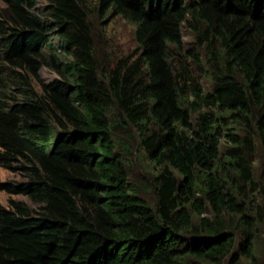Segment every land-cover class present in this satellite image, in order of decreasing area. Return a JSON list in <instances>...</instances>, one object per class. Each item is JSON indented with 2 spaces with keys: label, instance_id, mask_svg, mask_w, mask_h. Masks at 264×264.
<instances>
[{
  "label": "trees",
  "instance_id": "16d2710c",
  "mask_svg": "<svg viewBox=\"0 0 264 264\" xmlns=\"http://www.w3.org/2000/svg\"><path fill=\"white\" fill-rule=\"evenodd\" d=\"M0 1V168L19 177L0 193L35 206L0 203V264H264V210L244 200L256 136L264 155V0H96L134 25L136 60L109 71L86 0ZM182 26L228 72L193 103ZM127 126L157 172L142 185L117 151Z\"/></svg>",
  "mask_w": 264,
  "mask_h": 264
},
{
  "label": "rangeland",
  "instance_id": "374dc122",
  "mask_svg": "<svg viewBox=\"0 0 264 264\" xmlns=\"http://www.w3.org/2000/svg\"><path fill=\"white\" fill-rule=\"evenodd\" d=\"M187 2L188 0H184ZM36 9L43 10L47 3L46 0H35ZM88 6V22L91 23L92 33L95 40V54L99 59V62L104 63L102 65L107 69V71L112 70L117 66L120 60L127 59L128 63L132 60H136L138 56L136 54V42L134 39V25L128 23L120 17H108L109 14L99 15L95 11L96 0H86ZM4 8V4L0 1V10ZM182 35V57H177L174 55V61L177 62L179 59L182 61L186 67L185 74V83L186 91L183 93V99L189 101L190 103L197 102L193 95L192 89L193 85L194 90L199 89L202 95L209 94L213 90V79L214 77L221 76L223 74H228L227 70L224 69V60L221 59L217 52L214 55L211 52L207 51L205 47H201L200 40L198 36L191 30L182 26L181 29ZM58 46V40L53 42ZM213 51H217V47L212 48ZM193 53L197 59H194L191 54ZM173 56V54L171 53ZM66 61H70L69 57H64ZM219 62V63H218ZM213 63V66H212ZM221 71V72H220ZM104 74L99 73V79L104 81ZM40 77L42 81L50 83L56 79V77L49 72L47 69L42 68L40 70ZM198 84V86L196 85ZM197 111L191 114V125H196V120L198 114L205 113V106L200 103ZM215 115L217 118L225 117V114L219 113L215 110ZM230 125L228 128H224L226 133H234L238 137L243 135V126ZM116 141L117 151L126 158L125 168L130 175L131 183L137 185H142L141 178H148L149 174H156V169H153L152 166L148 163L147 159L144 156V153L139 145V138L137 131L131 127L127 126V130H121L118 133L114 134ZM254 143L258 146L259 141L257 136L254 138ZM226 145L223 144V147ZM256 148V153L251 157L250 168L252 171V182L251 185L246 187L247 195L244 198L245 201H249L250 206L255 209L258 207L260 210H264L260 203L262 201V196L264 195V155L260 147ZM130 147V152L125 153L126 150ZM133 168V169H131ZM138 174V175H137ZM137 175V176H135ZM135 176V177H134ZM9 180H19L17 175H13L10 172L0 168V181H9ZM140 195L149 203L153 201L151 196V189L147 188L140 192ZM200 195L197 196L199 198ZM22 200L27 203L30 207L35 208V206L23 196H7L5 193H0V203L3 206H7L8 199ZM249 216H252L251 213H248ZM258 219V218H257Z\"/></svg>",
  "mask_w": 264,
  "mask_h": 264
}]
</instances>
